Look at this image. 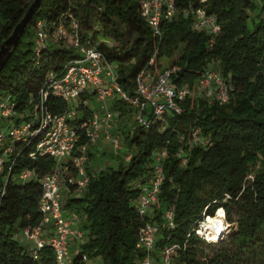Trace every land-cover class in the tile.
<instances>
[{
  "label": "trees",
  "instance_id": "obj_1",
  "mask_svg": "<svg viewBox=\"0 0 264 264\" xmlns=\"http://www.w3.org/2000/svg\"><path fill=\"white\" fill-rule=\"evenodd\" d=\"M33 1L0 0V45ZM174 5L176 16L162 21L157 35L142 16L138 0H42L0 72V98L9 97L19 115L31 110L39 103L49 76H59L77 56L62 42L40 45L37 51L36 24L42 21L51 30L61 17L71 16L79 23L82 40L93 43L113 65L116 83L129 98L135 95L140 75L152 77L162 59L175 56V86L195 88L207 70L219 72L228 85L225 104L187 98L178 114L165 112L161 120L149 115L147 126L136 124L124 137L127 162L121 160L116 168L97 175L86 169L83 189L68 186L71 195L62 210L76 217L77 229L84 235L77 251L70 252V264L96 260L98 264H140L144 254L137 237L147 221L159 225L157 250L165 245L180 247L174 264H264V0H174ZM198 9L214 17L219 28L216 35L193 30L189 11ZM86 99L82 95L71 105L79 111L77 126L94 113L84 104ZM44 106L53 114L68 109L66 102L52 94ZM110 108L119 121L135 112L116 97ZM22 122L31 123L26 141L7 136L5 146L12 151L5 156L0 173V264H56L48 245L36 249L30 243L24 248L18 240L19 233L41 223V181L55 169L52 158L36 153L40 135H32L37 124L30 118L14 117L10 123H1L0 131L7 135L12 125ZM194 129L207 141L205 146L190 144ZM78 133L77 148L86 143ZM162 149L168 157L159 206L149 218L139 213L134 201L139 185L150 176L153 154ZM180 150L186 155L185 165L176 156ZM63 165L66 175H75L70 161ZM22 174L26 177L21 178ZM220 207L225 212V233L218 241L206 243L193 229ZM170 208L173 228L163 218ZM203 244L216 249L208 255Z\"/></svg>",
  "mask_w": 264,
  "mask_h": 264
},
{
  "label": "built area",
  "instance_id": "obj_2",
  "mask_svg": "<svg viewBox=\"0 0 264 264\" xmlns=\"http://www.w3.org/2000/svg\"><path fill=\"white\" fill-rule=\"evenodd\" d=\"M147 25L155 33H160L162 21H170L176 16L174 0H138ZM193 17V30L202 31L207 35H216L219 28L214 17L206 15L203 10H190ZM54 42H62L77 54L76 58L65 64L59 76H49L45 88L40 93L39 103L23 115L16 113L9 97L0 98V124L12 122L14 117H28L30 122L36 123L37 128L32 135H40L36 144V153L48 156L55 161V169L43 178L42 194L38 202L41 213V223L23 231L25 241L34 243L36 249L48 245L55 254L56 264H70V247L72 244H82L84 235L74 227L76 217L66 215L62 210L61 191H68V186L77 190L85 187L88 176L85 170L89 148L96 146L101 139L107 141L116 152L121 149L119 138L113 133V120L116 113L110 108L108 102L113 98L124 100L135 109L134 121L141 126H147L149 115L157 120L162 119L165 112L181 111V104L190 98L191 88L187 85L179 87L172 83L175 69L167 70L158 76L137 78L135 95L127 97L116 83L113 65L108 63L95 45L88 40H82L79 23L71 16L61 17L58 22L48 29L46 23L39 21L36 24L35 44L39 46ZM153 63V60L150 62ZM195 89L205 99L225 104L228 102V85L219 72L207 70L196 84ZM52 94L68 104V109L62 113H50L44 106V100ZM92 95L98 103L97 110L92 116L82 121L78 126L79 111L71 105L81 96ZM87 104V101H84ZM31 123L22 122L19 126L12 125L7 135L0 131V173L3 170L5 156L12 150L5 146L7 136L17 140L26 141ZM78 131L84 136L85 144L76 147L80 137ZM179 143L184 141L180 135ZM190 144L205 146L207 141L200 136L199 130L194 129L190 134ZM33 156V155H31ZM181 165H185L187 158L183 151L177 153ZM168 157L166 149L158 150L153 154L151 173L148 180L139 185V195L134 206L140 214L151 218L154 207L159 206V194L163 182V166ZM130 156L126 155L125 162ZM66 161L72 163L75 175H66ZM22 174L21 178H25ZM221 213V216L218 214ZM173 208L163 213L168 228H173ZM218 218L225 224L223 208H217L213 216H204L193 229L194 235L206 243H211L215 230L207 225L209 219ZM226 227V224H225ZM159 235V225L154 221H147L140 228L137 237V246L144 254L140 264H174L178 245H165L162 249L155 248ZM36 258V252L34 253ZM85 260V257H83Z\"/></svg>",
  "mask_w": 264,
  "mask_h": 264
},
{
  "label": "rangeland",
  "instance_id": "obj_3",
  "mask_svg": "<svg viewBox=\"0 0 264 264\" xmlns=\"http://www.w3.org/2000/svg\"><path fill=\"white\" fill-rule=\"evenodd\" d=\"M250 17L252 19H254L255 14L250 13ZM249 25H250V23H249ZM107 45L113 46L114 44L112 42H107ZM175 60H177L176 56L172 59H162L161 65H160L161 68L156 72V75L158 76L159 74H161L167 70L172 69V64ZM191 90H192V92L190 95L191 96L190 100H194V101L205 100V98L200 95V92H198L194 87H192ZM86 98H87L86 99L87 104H89L91 106V108H97L98 107V103L95 100L94 96L86 95ZM112 101H113V99H111L108 102L109 106H111ZM136 124L137 123L134 121L133 116L130 118H127V119L124 118L121 121H119L115 118L113 120V133L115 134V137L119 138L121 149L115 152L112 149V146L108 142L104 143L105 145H107L106 147L100 146L97 150H94V151H92V149H91L92 147L89 148L88 153H87V161L85 163V170L87 169V171L93 173L94 175H97L100 171H104V170L110 169V168H116L119 161L124 160L123 158L126 156L125 154L127 151L125 148L124 137L126 135H129L134 130V128L136 127ZM89 152H92V158L90 160L88 159ZM70 195H69V192L66 190L61 191L62 204H64L65 200ZM157 209H158V206L154 207V211ZM154 211H153V213H154ZM77 224H78V220L76 219V221H74V227L76 229H77ZM230 231H231V228H228L226 233L229 234ZM21 236H22L21 233H19L18 234V240L22 244H24V248H28L29 242L23 240ZM202 246H203L205 253L208 255H211L214 252V250L216 249V247L210 248L205 244H203ZM77 248H78V244H72L69 250H70V252L71 251L74 252V250L77 251ZM98 263H99L98 260L93 261V262H86V264H98Z\"/></svg>",
  "mask_w": 264,
  "mask_h": 264
},
{
  "label": "water",
  "instance_id": "obj_4",
  "mask_svg": "<svg viewBox=\"0 0 264 264\" xmlns=\"http://www.w3.org/2000/svg\"><path fill=\"white\" fill-rule=\"evenodd\" d=\"M42 0H34L32 4L26 10L23 18L16 24L9 37L0 45V72L4 67V64L10 55L11 51L19 43L20 37L23 34L30 18L35 10L40 7Z\"/></svg>",
  "mask_w": 264,
  "mask_h": 264
},
{
  "label": "bare ground",
  "instance_id": "obj_5",
  "mask_svg": "<svg viewBox=\"0 0 264 264\" xmlns=\"http://www.w3.org/2000/svg\"><path fill=\"white\" fill-rule=\"evenodd\" d=\"M218 216H221V213ZM207 225L215 230L214 236L212 237L213 242L218 241L225 233V224L218 218L209 219Z\"/></svg>",
  "mask_w": 264,
  "mask_h": 264
},
{
  "label": "crops",
  "instance_id": "obj_6",
  "mask_svg": "<svg viewBox=\"0 0 264 264\" xmlns=\"http://www.w3.org/2000/svg\"><path fill=\"white\" fill-rule=\"evenodd\" d=\"M97 108H98V107H97ZM97 108H94V109H97ZM105 142H107V141L101 139V141H100L96 146H93V147L91 148L92 151L97 150L100 146H104V147H106L107 145L104 144ZM101 143H102V144H101ZM100 144H101V145H100ZM96 147H97V148H96Z\"/></svg>",
  "mask_w": 264,
  "mask_h": 264
}]
</instances>
